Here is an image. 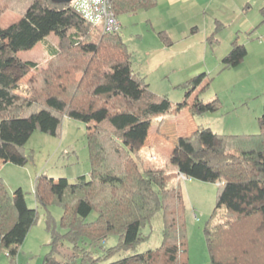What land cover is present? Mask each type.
<instances>
[{
	"label": "trees",
	"instance_id": "trees-1",
	"mask_svg": "<svg viewBox=\"0 0 264 264\" xmlns=\"http://www.w3.org/2000/svg\"><path fill=\"white\" fill-rule=\"evenodd\" d=\"M1 1L0 10L16 8L21 15L0 25V160L25 163L28 158L21 148L29 135L36 129L56 135L62 115L86 125L88 176L69 181L39 174L34 181L35 201L46 210L50 234L42 264H185L178 172L203 178L213 174L220 187L216 207L223 211H214L205 232L210 264H264V109L258 133L218 134L195 127L176 138V172L144 167L135 150L145 141L150 120L170 111L172 104L152 92L132 69L119 30L104 32L75 11L72 1ZM154 4L155 0H113L112 8L117 16ZM260 13L264 16V5ZM50 33L56 43L47 42ZM158 34L171 43L166 33ZM39 42L47 46L44 68L17 56ZM245 53L244 46L233 41L222 61L236 65ZM30 69L37 73L21 84ZM204 79V73L190 78L183 100L172 111L188 105ZM214 103L196 97L191 107L214 110ZM183 155L191 162L182 160ZM49 205L62 209L59 230ZM158 210L163 213L161 244L109 260L142 239V226ZM92 211L95 218L87 220ZM36 218L22 190L10 193L0 178V248L11 263ZM110 235L117 236V243L106 247Z\"/></svg>",
	"mask_w": 264,
	"mask_h": 264
},
{
	"label": "rangeland",
	"instance_id": "rangeland-1",
	"mask_svg": "<svg viewBox=\"0 0 264 264\" xmlns=\"http://www.w3.org/2000/svg\"><path fill=\"white\" fill-rule=\"evenodd\" d=\"M228 1V4L214 0L210 6L183 7L182 12L162 2L157 7L117 15L132 69L144 77L152 92L166 96L172 104L170 111L150 120L147 137L135 150L142 166L176 172V138L195 127H208L214 133L229 135L259 132L258 117L264 109V16L259 8L264 0ZM0 2L1 8L4 3ZM20 15L16 8H4L0 10V25L9 24ZM161 30L167 33L171 43L159 37ZM56 41L53 33L47 36V42ZM233 41L244 46L246 53L236 65L227 66L222 59L229 53ZM46 47L39 42L30 49L18 51L17 56L33 61L37 68H44L48 62ZM14 71L19 73L16 68ZM35 73L33 69L27 70L20 83H27ZM201 73L205 74V79L194 89L188 105L172 111L174 105L183 100L189 79ZM196 97L203 103L214 101L216 108L193 110L191 104ZM21 149L27 161L16 164L0 160V178L10 193L17 188L22 190L27 206L36 209L37 218L18 247L13 263L0 248V264H42L49 250L46 210L36 203L34 196L37 175L74 181L78 175L88 176L90 169L86 125L65 115L61 116L56 135L36 129ZM187 159L190 160L183 155L182 160ZM178 178L184 202L181 212L187 249L185 264H210L205 232L214 211L216 214L223 211L216 207L220 204L217 200L220 187L213 174L203 178L192 172L188 177L178 172ZM175 180L169 184H174ZM47 210L59 230L61 207L49 205ZM95 216L96 212L92 211L87 220ZM162 230L163 213L158 210L142 226L143 237L139 242L108 259L158 247ZM116 243L117 236L110 235L104 246Z\"/></svg>",
	"mask_w": 264,
	"mask_h": 264
},
{
	"label": "built area",
	"instance_id": "built-area-1",
	"mask_svg": "<svg viewBox=\"0 0 264 264\" xmlns=\"http://www.w3.org/2000/svg\"><path fill=\"white\" fill-rule=\"evenodd\" d=\"M72 7L88 22L104 32L119 30L120 24L112 8L113 0H71Z\"/></svg>",
	"mask_w": 264,
	"mask_h": 264
},
{
	"label": "crops",
	"instance_id": "crops-1",
	"mask_svg": "<svg viewBox=\"0 0 264 264\" xmlns=\"http://www.w3.org/2000/svg\"><path fill=\"white\" fill-rule=\"evenodd\" d=\"M213 1L214 0H155V4L151 8L157 7L160 3L165 2V3H169L172 6V8H174L176 11L182 12L183 11V9H182L183 7H185L186 9L187 8L189 9V8L201 7V6H204V5L210 6V5L213 4ZM228 3H229L228 0H224V4H228ZM263 5H264V1H263L262 5L260 6V8ZM260 8H259V11H260ZM159 32H162V30L159 31ZM158 35H159V37H161L160 34H158ZM166 36H167V33H166ZM162 40L164 42H166L164 39H162Z\"/></svg>",
	"mask_w": 264,
	"mask_h": 264
},
{
	"label": "water",
	"instance_id": "water-1",
	"mask_svg": "<svg viewBox=\"0 0 264 264\" xmlns=\"http://www.w3.org/2000/svg\"><path fill=\"white\" fill-rule=\"evenodd\" d=\"M52 1H55V2H64V3H67V2H70L71 0H52Z\"/></svg>",
	"mask_w": 264,
	"mask_h": 264
}]
</instances>
